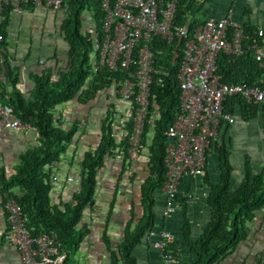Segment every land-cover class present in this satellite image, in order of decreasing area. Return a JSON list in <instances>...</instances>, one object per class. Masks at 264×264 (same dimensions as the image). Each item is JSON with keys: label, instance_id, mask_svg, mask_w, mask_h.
<instances>
[{"label": "trees", "instance_id": "16d2710c", "mask_svg": "<svg viewBox=\"0 0 264 264\" xmlns=\"http://www.w3.org/2000/svg\"><path fill=\"white\" fill-rule=\"evenodd\" d=\"M102 1H63L61 9L64 20L61 30L68 44V57L66 64L59 70L60 80L55 82L51 80L50 73L35 74L31 95L27 98L15 86L19 77L14 74L9 81L13 87L10 99L4 102L13 108L14 117L32 124L37 129L39 143L22 155L13 174L8 176L6 172H0V194L4 200L8 194L15 196L28 215V227L33 233L39 234L50 230L57 232L62 249L66 251L64 264L72 263V253L78 250L88 233L86 226L79 225L85 207L94 202L97 172L104 166L106 157L114 156L119 151L123 160L129 161L127 150L129 134L127 133L121 140L114 137L112 126L114 117L113 113L109 112L99 145L93 152L86 154L82 163L80 190L75 193L73 201L65 204L63 208L52 203L50 192L53 184L50 172L45 166L58 160L66 152L77 131L76 124L70 129L61 126L60 117H57V107L76 97L81 102H88L100 92L116 88L119 80L126 75V71L121 68L110 69L105 66L95 70L92 64L95 39L102 37L105 17ZM208 2L211 0H177L174 23L186 27L188 32L193 34L196 26L205 20L200 19L198 15ZM86 12L92 15L93 24L84 30L83 16ZM10 14L7 12L0 29L3 47L6 43V25ZM260 29H263L262 35H259ZM243 32L246 35L243 40V53L240 55L221 53L218 58V73L222 82L246 83L262 88L264 60L261 62L257 59L255 49L251 46L260 44L264 47V25L247 23L243 25ZM182 45L180 39L169 43L154 37L151 42L156 53L155 65L165 68L169 74L164 77L163 85L154 84L151 92L149 116L154 117L155 121L153 125L146 124L143 134V144L149 153V174L141 185L142 214L138 217L132 216L129 220L125 238L118 248H109L111 264H137L134 250L148 237L156 221L155 191L162 189L167 179L166 131L175 121L180 105L178 69L182 58L180 49ZM225 111L234 114L238 112L242 118L249 120L261 116L264 131V102H249L241 96H230L225 102ZM155 112L158 116H154ZM150 131L153 138L148 143ZM217 151L221 164L220 180L211 182L209 175H206V182L211 187L208 196L210 220L205 224L197 240L192 238L189 221L186 222L185 241L190 250L197 255L193 264H216L232 254L239 243L247 237V222L254 217L255 211L264 205V169L257 175H253L247 169L242 183L234 188L230 152L226 144L218 146ZM180 202L185 216L187 200Z\"/></svg>", "mask_w": 264, "mask_h": 264}, {"label": "crops", "instance_id": "0c3cea01", "mask_svg": "<svg viewBox=\"0 0 264 264\" xmlns=\"http://www.w3.org/2000/svg\"><path fill=\"white\" fill-rule=\"evenodd\" d=\"M55 10L27 6L21 14H10L6 25V43L0 54V99L3 103L10 99L13 87L9 81L14 74L19 77L15 86L27 98L31 95L35 74L50 73L51 80H60L59 70L67 62L68 44L61 30L63 11ZM230 14L243 25L251 23L263 26L264 0H211L205 4L198 17L219 19ZM91 16L88 12L84 14V30L93 24ZM33 36L35 41L32 40ZM129 105L113 87L100 92L88 102H81L76 97L57 107L60 125L70 129L76 124L77 131L66 152L45 166L52 179L50 194L53 204L63 208L73 201L75 193L80 190L82 163L86 154L93 152L99 145L109 112L114 117V137L117 140L125 137L119 118ZM154 114L158 116V113ZM38 137V131L32 124L26 131L17 132L0 120V172L4 171L8 176L13 174L22 155L39 143ZM152 138L153 133L150 131L147 142L150 143ZM223 143L230 152L234 188L242 183L247 169L253 175L262 172V117L249 120L236 112L233 122H224L219 127L205 176H186L181 181L179 201L187 200L185 216L182 204L175 207L170 216H166V194L162 189L155 191L157 232L154 237L148 236L136 246L134 255L137 264H167L166 254L171 264H193L197 259L185 241L186 222L189 221L192 238L197 240L211 217L208 205L211 187L206 182V175H209L211 182L220 180L221 164L217 148ZM148 154V148L145 147L134 162L124 161L123 156L118 157L117 154L106 157L104 166L97 172L94 202L85 207L79 225L86 226L88 233L78 250L72 253L71 264H111L109 248H118L125 238L129 220L132 216L142 214L141 185L149 174ZM5 201L0 194V264H23L19 251L4 239ZM246 227L247 237L232 254L216 264H264V205L255 211ZM162 230L174 235V241L166 249L153 246L154 239L160 237Z\"/></svg>", "mask_w": 264, "mask_h": 264}, {"label": "built area", "instance_id": "2783aa9c", "mask_svg": "<svg viewBox=\"0 0 264 264\" xmlns=\"http://www.w3.org/2000/svg\"><path fill=\"white\" fill-rule=\"evenodd\" d=\"M64 0H0V29L7 12L21 14L27 6L40 9H61ZM177 0H103L105 13L102 37L95 39L92 64L124 69L126 75L117 83L116 91L130 105L119 118L125 136L129 134V161L134 162L145 146L143 134L146 124L153 125L149 116L151 92L154 84L163 85L169 73L155 65L156 53L152 39L167 42L180 39L182 58L178 69L180 105L175 121L166 131L168 137L165 165L167 179L162 187L166 194V216L180 206V184L186 176H205L212 144L222 123H231L235 114L225 111L230 96H241L249 102H264V87L246 83L222 82L218 73L221 53H243V24L230 14L223 18H207L194 29L174 23ZM263 34L260 29L259 35ZM0 31V54L3 51ZM257 59L263 62L264 47L251 46ZM161 53V51H159ZM13 108L0 99V120L15 131H26L30 123L14 117ZM131 123V125H129ZM130 130H129V129ZM118 151V150H117ZM118 157L122 153L118 151ZM5 241L20 253L23 264H64L66 251L56 231L35 234L28 227V215L13 195H6ZM156 223L148 236H155ZM174 235L162 230L153 246L166 249ZM167 257V264L171 259Z\"/></svg>", "mask_w": 264, "mask_h": 264}, {"label": "rangeland", "instance_id": "374dc122", "mask_svg": "<svg viewBox=\"0 0 264 264\" xmlns=\"http://www.w3.org/2000/svg\"><path fill=\"white\" fill-rule=\"evenodd\" d=\"M52 10H55V9H52ZM55 11H57V10H55ZM32 40H33V41H35V40H36V39H35V36H33V37H32Z\"/></svg>", "mask_w": 264, "mask_h": 264}]
</instances>
